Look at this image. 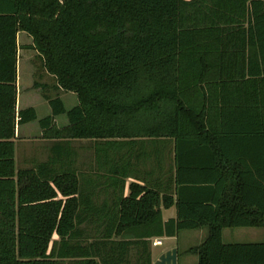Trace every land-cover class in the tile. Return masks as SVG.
<instances>
[{
    "label": "trees",
    "instance_id": "16d2710c",
    "mask_svg": "<svg viewBox=\"0 0 264 264\" xmlns=\"http://www.w3.org/2000/svg\"><path fill=\"white\" fill-rule=\"evenodd\" d=\"M19 31L32 38L23 48L36 51L35 75L45 71L56 91L77 98L66 110L58 93L34 80L52 111L38 121L43 137L173 140L176 200L135 184L121 199L120 223L126 207L138 219H157L138 228L136 240L113 239L123 225H77L83 196L73 173L15 169L16 126L36 119L33 107L16 109ZM59 114L65 127L55 125ZM244 137L264 139V0H0V264H125L132 245L146 248L144 238L202 227L206 238L188 250L198 264H264V240L222 241L224 228L264 227L260 201L252 210L227 206L234 184L224 181L236 175L244 186L249 173L233 152ZM185 149L195 152L186 163ZM186 170L215 171V197H189L205 189L181 185ZM173 204L176 218L161 223L160 205Z\"/></svg>",
    "mask_w": 264,
    "mask_h": 264
},
{
    "label": "crops",
    "instance_id": "0c3cea01",
    "mask_svg": "<svg viewBox=\"0 0 264 264\" xmlns=\"http://www.w3.org/2000/svg\"><path fill=\"white\" fill-rule=\"evenodd\" d=\"M32 44V38L25 32L16 33L17 45V76H16V109L33 107L36 112L34 121L22 123L16 126L14 141V162L15 169H36L44 166L41 172L47 176L71 172L77 180L76 194L83 196L77 211L81 213L80 227H103L123 225L126 229L120 235H114L113 239L136 240L138 228L142 226H151L157 224V219L145 221L136 218L134 211L125 208V221L120 223L121 199L126 198L131 192L137 191L136 187L131 185L144 186L150 190L159 193L160 198L167 194L176 200V166H175V144L173 140L136 138L134 140H94V139H58L45 138L42 135V129L39 125V119L52 114L51 107L47 100L42 96L41 89L33 86L34 80L48 85L47 94L54 96L58 93L65 109H70L77 104V98H73L72 92L56 91L54 89L55 80L45 71L40 70L35 75L33 59L36 51L29 48H23ZM68 102L69 106L68 107ZM57 128L67 125L65 114L54 116ZM234 157L238 163L246 164L249 168L246 184L242 185L241 178H227L224 182L234 184V202L226 204L228 207L236 206V210H252L259 201L264 205V191L259 188L258 170L263 168L264 162V139L239 138L233 144ZM195 152L183 150L181 152V161L190 162L194 159ZM206 162H211L205 157ZM225 161L219 162V169L226 175ZM236 162V163H237ZM238 166V165H237ZM240 168V167H239ZM181 185L185 186H204L202 194H193L205 198L209 202L215 197L212 192L215 186V179L218 177L215 171L205 173L194 172L193 170L183 171L180 174ZM195 179H203L202 183L193 182ZM240 180V181H239ZM214 195V196H213ZM243 195L244 200L239 201ZM221 196V194L219 195ZM223 200H230L232 193L229 189L222 195ZM225 201V202H226ZM177 215L176 205L164 208L160 205V222L164 223L169 219H175ZM206 227L195 229L201 231ZM239 228H241L239 230ZM222 230V241L225 231ZM235 234L244 232L251 238H258L261 242L264 240V227H235ZM207 230V229H206ZM182 231V230H181ZM240 231V232H239ZM180 231L172 236H151L144 238L146 248L140 244L132 245L128 251V263L125 264H147L145 257L150 258V264H155L159 256L168 250L176 249V264H180V259L186 257L185 253L191 257L190 264H198V257L195 253L188 250L200 245L206 238L197 245L190 246L180 257L175 241L178 239ZM208 233V231H207ZM168 238L171 241L167 246L162 247L158 252L154 248L163 246V239ZM262 238V239H260ZM57 237L54 236L53 240ZM153 240H160L161 244H152ZM226 244L235 242H224ZM132 255L134 263L131 261ZM183 264V262H182Z\"/></svg>",
    "mask_w": 264,
    "mask_h": 264
},
{
    "label": "rangeland",
    "instance_id": "374dc122",
    "mask_svg": "<svg viewBox=\"0 0 264 264\" xmlns=\"http://www.w3.org/2000/svg\"><path fill=\"white\" fill-rule=\"evenodd\" d=\"M73 98H76V95L74 93H72ZM69 102H68V107L69 106ZM241 228H239L240 230ZM235 229H227V231H225L224 235H223V241L224 242H235V243H252L254 241H259L258 238H251L250 235L241 232V233H237L235 234ZM240 232V231H239ZM207 234V230L206 228L201 229V231L199 230H182L180 231L179 235H178V239L177 241L173 240L175 242V246L178 248L179 253H180V257L182 255H184V251L190 247V246H194L197 245L200 241H202L203 236H205ZM163 239V246L160 247H156L154 248V251L158 252L162 247L167 246L168 244L171 243L170 240H168V238L164 237ZM262 239V238H260ZM186 257H182L180 259V264H190L191 261V257L189 255H187L185 253ZM131 261L134 263V258L132 255V259Z\"/></svg>",
    "mask_w": 264,
    "mask_h": 264
},
{
    "label": "water",
    "instance_id": "95a60500",
    "mask_svg": "<svg viewBox=\"0 0 264 264\" xmlns=\"http://www.w3.org/2000/svg\"><path fill=\"white\" fill-rule=\"evenodd\" d=\"M155 264H176V249L161 254Z\"/></svg>",
    "mask_w": 264,
    "mask_h": 264
},
{
    "label": "built area",
    "instance_id": "2783aa9c",
    "mask_svg": "<svg viewBox=\"0 0 264 264\" xmlns=\"http://www.w3.org/2000/svg\"><path fill=\"white\" fill-rule=\"evenodd\" d=\"M152 244L156 245V244H161L160 240H153Z\"/></svg>",
    "mask_w": 264,
    "mask_h": 264
}]
</instances>
